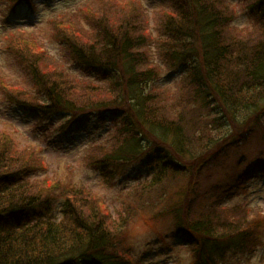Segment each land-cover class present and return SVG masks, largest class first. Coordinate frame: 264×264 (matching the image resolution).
<instances>
[{
    "label": "trees",
    "instance_id": "trees-1",
    "mask_svg": "<svg viewBox=\"0 0 264 264\" xmlns=\"http://www.w3.org/2000/svg\"><path fill=\"white\" fill-rule=\"evenodd\" d=\"M11 1L12 9L35 5ZM167 1L174 9L159 15L154 35L135 8L117 17L79 7L78 16L94 27L88 37L78 18L53 22L70 59L95 82L47 71L30 49L18 54L36 92L13 88L10 102L46 119L44 126L58 124V142L94 117L108 122L112 140L87 153L88 165L110 182L127 171L144 181L125 216L108 227L102 199L94 205L104 216L92 221L70 193L31 179L45 168L35 149L0 133V264H143L129 252L127 219L164 200L153 217L173 215L171 236L192 247V264H216L225 253L251 252L261 243V219L227 203L255 178L264 180V0H240L247 2V27L235 24L232 0ZM22 45L35 47L19 39L9 50L16 55ZM165 70L182 75L176 86H163ZM254 142L260 147L253 156L244 152L223 176L211 174Z\"/></svg>",
    "mask_w": 264,
    "mask_h": 264
},
{
    "label": "rangeland",
    "instance_id": "rangeland-1",
    "mask_svg": "<svg viewBox=\"0 0 264 264\" xmlns=\"http://www.w3.org/2000/svg\"><path fill=\"white\" fill-rule=\"evenodd\" d=\"M232 1L238 14L235 24L240 27L250 26L245 7L247 2ZM11 4V0H0V133L12 137L22 148L35 149L42 156L45 168L39 174L31 176L33 181L39 183L38 185H50L56 190L63 189V194L70 193L71 203L81 208L92 221L104 216L94 205L95 197L100 198L104 202V207L108 209H105L106 213L111 214L110 220L112 221L113 218L117 221L116 223H119L120 214L125 216V210L128 211L127 203L131 199L133 189L142 183L144 178H136L137 174L127 171L116 181L110 182L102 176L99 169L88 165L87 153L97 149L96 145L107 146L112 140L114 129L112 127L109 128L113 129L112 131L108 129L109 123L94 117V120L88 124H83L85 126L74 127L71 135L66 136L61 133L64 137L58 142L54 136L58 124L44 126L43 123L48 122L46 119L26 115L20 110L18 104L10 102L11 98L7 95L13 88L25 90L30 95L36 92L31 73L18 55H27V49L32 52L30 56L34 60H41L39 56L43 58L47 71L54 70L58 74L67 72L71 78L93 79L94 82L97 80L94 73L87 74L70 59L69 49L60 39H57V28L53 25V22L58 21L59 18L62 20L69 17L78 18L83 36H90L94 27L85 22L80 15L78 16L79 7L86 4L96 12L98 10L103 13L112 12L117 17H121L124 11L125 15L130 16V9L135 8L142 15L147 16L154 35L159 15L171 12L174 6L167 0H104V2L101 0H35L33 7H28L25 3L17 9H12ZM26 9H28L27 13ZM19 39L31 42L35 46L34 49L22 45L15 50L17 46H13L17 52L15 55L9 50V44ZM181 76L179 73L173 74L165 70L161 82L165 87H174ZM48 127L51 130L47 133L45 128L48 129ZM259 147V142L240 146L231 154L230 159H225L221 166L217 167V170H211V174L215 171V175L223 176L226 170L231 168L237 156H241L244 152H247L248 156H253ZM220 177L218 178L222 179ZM210 181L213 179L210 178L208 182ZM164 201L156 203L155 206H144L127 219L129 230L126 242L130 246L129 252L134 258L141 257L143 264H192L194 261L192 247L186 246L183 241L175 240L171 236L170 222L173 220V215L163 211L162 216L153 217L158 211L161 213ZM234 204L245 205L250 219L254 217L257 220L261 219V228H259L261 243L251 252L225 253L217 259L216 264H264V180L255 178L249 182V185L239 190L227 203L228 206ZM55 212L56 218L60 217V220V211ZM111 221L106 223L108 227L115 225V222ZM128 246L125 245V248Z\"/></svg>",
    "mask_w": 264,
    "mask_h": 264
}]
</instances>
